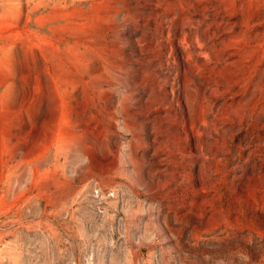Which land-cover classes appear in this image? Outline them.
I'll use <instances>...</instances> for the list:
<instances>
[{
  "label": "rangeland",
  "instance_id": "obj_1",
  "mask_svg": "<svg viewBox=\"0 0 264 264\" xmlns=\"http://www.w3.org/2000/svg\"><path fill=\"white\" fill-rule=\"evenodd\" d=\"M0 264H264V0H0Z\"/></svg>",
  "mask_w": 264,
  "mask_h": 264
}]
</instances>
